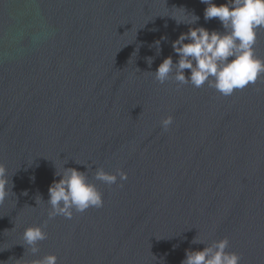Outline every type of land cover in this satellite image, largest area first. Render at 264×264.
Returning <instances> with one entry per match:
<instances>
[{
	"label": "water",
	"instance_id": "obj_1",
	"mask_svg": "<svg viewBox=\"0 0 264 264\" xmlns=\"http://www.w3.org/2000/svg\"><path fill=\"white\" fill-rule=\"evenodd\" d=\"M206 7L0 0V264L53 254L57 264H181L225 237L240 264H264V74L230 96L153 74L178 60L181 33L224 31ZM255 53L264 59V28ZM101 167L128 178L109 186L94 178ZM64 168L85 172L103 206L49 220L48 189ZM30 226L47 233L35 254L22 239Z\"/></svg>",
	"mask_w": 264,
	"mask_h": 264
},
{
	"label": "clouds",
	"instance_id": "obj_2",
	"mask_svg": "<svg viewBox=\"0 0 264 264\" xmlns=\"http://www.w3.org/2000/svg\"><path fill=\"white\" fill-rule=\"evenodd\" d=\"M201 3L207 5L205 21L218 18L224 31L196 27L181 33L172 42L178 60L174 63L171 55L166 57L153 74L161 84L170 79L196 88L207 84L221 95L230 96L234 91L254 84L264 74V59L255 53L257 30L264 28V0H227L220 5L213 0H201ZM192 16L195 19L189 24L199 20L198 16ZM154 44L160 51V40ZM148 63L151 66V58ZM185 69L190 70V75H185ZM173 122V117L169 115L160 124L164 131H168ZM55 175L61 178L54 180L48 189L49 220L57 216L71 219L74 212L82 213L89 208L103 206L102 193L89 181L85 172L64 168L62 173L56 172ZM94 178L111 186L118 179L125 181L128 177L120 169L109 173L101 167L95 169ZM8 183L6 169L0 164V203L9 194ZM22 239L35 254L39 251L38 242L47 239V233L42 226H30L24 229ZM192 243L204 242L195 238ZM228 246L229 240L225 237L206 245L203 250H186V258L181 264H240V255L226 251ZM34 264H57V257L54 254L46 255L34 261Z\"/></svg>",
	"mask_w": 264,
	"mask_h": 264
}]
</instances>
